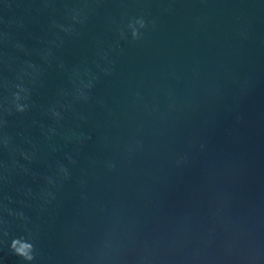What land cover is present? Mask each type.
Returning <instances> with one entry per match:
<instances>
[{"label": "water", "instance_id": "1", "mask_svg": "<svg viewBox=\"0 0 264 264\" xmlns=\"http://www.w3.org/2000/svg\"><path fill=\"white\" fill-rule=\"evenodd\" d=\"M0 264H264V0H0Z\"/></svg>", "mask_w": 264, "mask_h": 264}]
</instances>
